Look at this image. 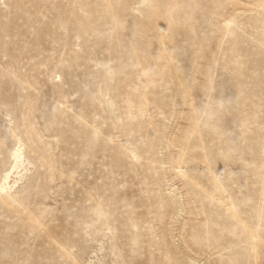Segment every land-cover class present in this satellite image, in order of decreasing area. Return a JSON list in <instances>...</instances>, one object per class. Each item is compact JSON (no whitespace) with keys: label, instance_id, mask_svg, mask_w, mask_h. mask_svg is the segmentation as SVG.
Here are the masks:
<instances>
[{"label":"rangeland","instance_id":"obj_1","mask_svg":"<svg viewBox=\"0 0 264 264\" xmlns=\"http://www.w3.org/2000/svg\"><path fill=\"white\" fill-rule=\"evenodd\" d=\"M0 264H264V0H0Z\"/></svg>","mask_w":264,"mask_h":264}]
</instances>
